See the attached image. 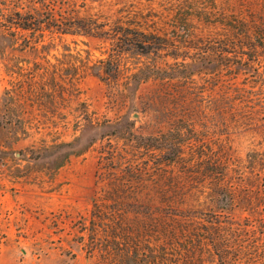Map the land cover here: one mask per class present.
<instances>
[{
	"label": "rangeland",
	"instance_id": "rangeland-1",
	"mask_svg": "<svg viewBox=\"0 0 264 264\" xmlns=\"http://www.w3.org/2000/svg\"><path fill=\"white\" fill-rule=\"evenodd\" d=\"M235 15L264 33V0H0V264H172L169 225L217 220L264 264V40Z\"/></svg>",
	"mask_w": 264,
	"mask_h": 264
},
{
	"label": "trees",
	"instance_id": "trees-1",
	"mask_svg": "<svg viewBox=\"0 0 264 264\" xmlns=\"http://www.w3.org/2000/svg\"><path fill=\"white\" fill-rule=\"evenodd\" d=\"M219 14H221L222 17L225 18L229 17V13H226L225 11H220ZM254 18L255 17L250 20H246L242 16H234V20H237L240 25L242 24L246 26L245 29L242 30L241 35L246 36L247 34H249L247 36H251L255 33L259 38H261V40H264V33H261L263 30L255 31L257 30L258 25H256L257 21H255ZM252 32L253 34H251ZM141 36L142 37L138 44L145 52H149L152 49H156L157 45L162 44V42L159 40V37L153 35H150V37H146L145 34H141ZM97 206V202H94L92 206L94 217L97 216L94 212ZM105 218H107V220H109L110 222H116L117 220H119L116 216ZM208 221L211 222V220ZM216 222H219V224L215 227L216 235L214 236H212L211 233L206 229L205 232L200 233V229L196 230V226L190 225L192 223L191 221L176 222L175 224L169 225V232H171V234H173L174 236H176L178 233H182L183 236L185 235L189 241L193 240V242L195 240V237L196 239L198 238L199 243L201 240H206L208 244L212 246L220 264H240V261L242 259L241 253L240 250L237 248V243L233 241L237 237V233L239 234L238 236H240V231L242 229H240V227L235 228L233 226V223L225 224L227 223V221L225 220H217ZM115 224L117 225V223ZM109 228L110 229H107L104 235L107 240L118 242L127 237V233L125 234L124 232H121L120 229L115 227L114 225H110ZM193 242L189 245V247L193 244ZM188 248L186 250L184 260H180L179 254H177V252L173 253L175 259L172 264H201V262H199L200 258L197 257L196 254L191 253L190 249Z\"/></svg>",
	"mask_w": 264,
	"mask_h": 264
}]
</instances>
